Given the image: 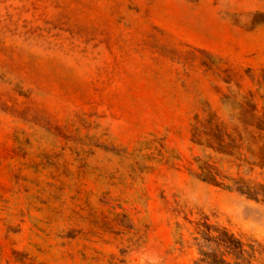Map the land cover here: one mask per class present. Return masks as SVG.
I'll use <instances>...</instances> for the list:
<instances>
[{
	"label": "rangeland",
	"instance_id": "rangeland-1",
	"mask_svg": "<svg viewBox=\"0 0 264 264\" xmlns=\"http://www.w3.org/2000/svg\"><path fill=\"white\" fill-rule=\"evenodd\" d=\"M264 112V0H0V264H194L264 201L195 176Z\"/></svg>",
	"mask_w": 264,
	"mask_h": 264
},
{
	"label": "trees",
	"instance_id": "trees-1",
	"mask_svg": "<svg viewBox=\"0 0 264 264\" xmlns=\"http://www.w3.org/2000/svg\"><path fill=\"white\" fill-rule=\"evenodd\" d=\"M240 122L216 125L205 131L208 138L193 141L202 153L196 158L195 176L203 182L264 201V112L256 105L242 108ZM194 245L199 256L194 264H264V244L245 240L228 227L197 223Z\"/></svg>",
	"mask_w": 264,
	"mask_h": 264
}]
</instances>
